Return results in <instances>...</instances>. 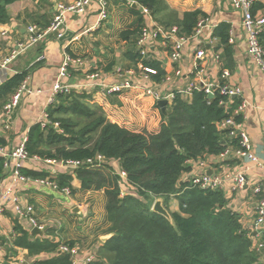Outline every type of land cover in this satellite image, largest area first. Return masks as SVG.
<instances>
[{
    "label": "trees",
    "instance_id": "1",
    "mask_svg": "<svg viewBox=\"0 0 264 264\" xmlns=\"http://www.w3.org/2000/svg\"><path fill=\"white\" fill-rule=\"evenodd\" d=\"M19 0H0V24L11 19L8 6ZM146 7L154 19L166 28L178 26L180 36H191L207 13L197 9L182 17L165 0H134ZM138 15L134 28L121 33L130 43L127 68H136L144 59L136 41L144 18ZM254 13L264 14V1H254ZM49 14L37 13L32 18L42 28L51 22ZM229 23H221L214 35L223 47L224 68H231L233 48L230 44ZM264 46V32L260 36ZM134 47V48H133ZM70 54L72 51L67 48ZM144 65L156 70L147 72L154 81L163 82L166 72L162 62L149 57ZM112 62L105 71H110ZM227 66V67H226ZM77 71L71 70V75ZM29 75L28 71L14 74L0 85V108L15 94ZM124 94L114 92L112 94ZM86 92L59 93L47 107L50 123L44 128L37 123L28 131L26 149L31 158L41 157L57 161H87L103 155L107 161L101 166H80L74 170L83 190H104L107 204V234H112L101 246L102 253L87 264H264L261 254L253 248L254 236L241 220L239 212L230 206L222 190H203L183 181L191 171L188 162L207 156H218L227 148H238L240 137L230 136V128L218 124L231 117L220 102L224 97L216 93L209 98L205 91H195L191 100L176 96L163 113L158 100L147 110L145 125L128 126L112 121L103 106L90 102ZM150 117V118H148ZM242 122L241 115H234ZM151 120V121H150ZM150 122V125L147 124ZM59 123L58 126L55 124ZM147 125V126H146ZM8 141L0 135V147ZM114 164H118L113 165ZM116 162V163H115ZM5 158L0 155V178L5 173ZM119 169L126 172L122 178ZM22 173L29 178H46L50 172L25 165ZM71 172H59L60 187L74 188ZM125 192V194H122ZM178 201V210L170 211L171 197ZM163 199L173 222L153 211L154 200ZM14 245L28 249L32 255L52 254L38 264H74L69 253L59 250V243L49 238L32 237L19 228ZM66 244L74 246V241Z\"/></svg>",
    "mask_w": 264,
    "mask_h": 264
},
{
    "label": "crops",
    "instance_id": "2",
    "mask_svg": "<svg viewBox=\"0 0 264 264\" xmlns=\"http://www.w3.org/2000/svg\"><path fill=\"white\" fill-rule=\"evenodd\" d=\"M73 1L19 0L10 4L8 12L11 20L8 23L0 24L1 27L9 30V35L0 38V60L10 56L18 44L27 39L28 26L37 24L32 20L35 14H49L48 19L51 22L60 3L67 4ZM108 1L109 18L106 21L97 25L98 0H91V4L83 14H67L63 26L65 33L68 34L66 39L60 40L55 34H51L38 44L19 53L5 69H0V85L18 72H29L26 79L29 90L24 91L22 99L11 117L9 127L5 128L0 120V135H4L8 141V146L4 148L10 152L18 146L27 136L30 128L39 122L42 112L47 109L52 86L63 59L64 45L68 44L73 55L81 56L86 61L85 71L75 70L77 71L76 74L73 77L71 75L70 80L74 83L87 81L86 75L91 72L99 73L100 79L111 85L125 79L135 82V86L122 90V93L125 92L123 95L118 93L105 94L100 86L88 88L85 92L91 96V103L95 102L103 106L112 121L128 126H140L146 124L147 110L157 101L152 96L145 94L140 86L144 84L153 85L155 82V86L159 84L160 87L169 86L168 88L177 90L188 84L190 80L195 78L192 71L195 63L194 54L198 48L210 51L208 58L197 61L204 69L206 77L210 81L219 78L220 67L215 62V57L219 55L221 58L223 47L219 43V38L214 35V31L219 24L226 22L231 26L230 44L233 48V57L231 68H225L230 71V78L221 79V82L230 81L242 91L239 96L224 97L228 101L226 110L233 112L243 100L249 103L241 115L243 129L251 141L259 162L264 165V70L247 53L242 13L233 7L231 0H165L170 8L178 12L180 17L188 11L197 9L204 11L207 13L206 17L209 18L210 25L204 29V33L200 37L201 42L199 39H191L185 44L182 57L176 63L170 61L167 50L159 41L156 42L157 46L152 49L150 57L162 62L166 72V78L163 82L154 81L148 73L140 71L138 66L137 69L132 67L135 72L122 74L117 72L118 67L126 70L125 68L131 62L126 58L130 43L123 40L120 35L122 31L134 28L138 15L130 9L133 4L127 0ZM138 10L142 13L145 21L141 6ZM259 13L263 14L261 11ZM155 21L157 22L156 19ZM41 57L42 59H39ZM144 59L139 62H143ZM112 62L115 63L112 69L106 72L105 68ZM225 63L227 61H223L221 58V67L224 68ZM178 69L182 70L183 75L176 74ZM147 124L150 125V122ZM220 160L218 156H207L205 158L208 163L207 172L211 171L217 174L226 171L234 173L238 170H245L248 180L246 188L234 192L231 190V183L229 182L225 185L223 192L230 206L240 213L244 226L251 231L254 226L252 213L256 202L253 189L263 178V171L256 162H248L238 158H228L223 162ZM29 163L39 169H46L50 174L56 172L58 176L59 172L68 171L75 177L74 172L60 166L47 164L44 161L30 158L25 162V165ZM113 165L116 167L118 164L113 162ZM196 169H198L196 166L195 169L192 167L191 171H196ZM188 173L183 175V179ZM72 186L74 192L67 196L35 182H15L9 168L5 169L0 185V244L2 246L0 264H35L52 256L48 253L32 255L28 249L15 246L14 240L19 228L27 230L32 237L49 238L59 243V250L62 244L74 241V246L79 249V254L76 256L78 264L84 262L88 256H92V260L99 257L105 238L108 239L112 235L106 233L110 225L106 222L107 198L105 192L103 189L83 190L82 182L77 177L73 179ZM8 187H12L15 194L19 195L25 204L35 206L34 216L40 224L45 226L42 234L33 235L34 226L29 218L20 216L12 202L3 201V192ZM88 198L94 202L93 206L103 208L101 216L98 214L93 216L90 225L87 224L84 217L87 204L85 205L83 201ZM172 198L175 199L173 196ZM89 243L91 247H88L90 246ZM70 255L73 258V255Z\"/></svg>",
    "mask_w": 264,
    "mask_h": 264
},
{
    "label": "built area",
    "instance_id": "3",
    "mask_svg": "<svg viewBox=\"0 0 264 264\" xmlns=\"http://www.w3.org/2000/svg\"><path fill=\"white\" fill-rule=\"evenodd\" d=\"M129 3L134 2V0H127ZM254 1L255 0H231L233 7L242 13V26L246 34V45L247 53L251 56L255 62L264 70V46L261 43L260 36L264 32V14L259 12L254 13ZM91 4V0H74L71 3H60L58 5L57 13L55 14L51 24L47 28H41L37 24H31L28 26L27 32L28 36L24 42H20L17 48L3 60H0V69H5L8 64L14 59L19 53L24 52L27 48L38 44L39 42L46 39L49 35L55 34L58 38L65 34L63 28L64 23L67 18V14H83L86 12L87 8ZM142 12L145 17V21L142 25L140 35L136 41V46L143 58L150 57L151 51L157 46V41L167 50L169 59L172 63L178 62L182 57V52L185 44L191 39H199L204 33V29L209 26V18L206 17L202 19L195 32L191 36H180L179 27L173 26L166 28L163 25L157 23L153 18L151 12L148 8L142 7ZM109 18V1L108 0H98V18L97 25L101 22L106 21ZM96 25V26H97ZM94 26V27H96ZM9 35V30L7 28L0 26V38ZM202 40H200L201 42ZM68 44L63 46V59L58 68L55 82L52 86V92L48 100V106L54 103L57 99L59 93L69 94L72 91L83 92L88 88H95L97 86L102 87L105 94H112L114 92H120L125 88H131L135 86V82L129 79H125L122 82L115 84H107L104 80L100 79L99 73L91 72L86 75L87 81L83 83H74L71 79V70H86V61L81 56H76L70 54L67 51ZM210 56V51L204 48H198L194 54V80H190L188 84L175 89H170L167 86L160 87L161 85L155 82L153 85H141L140 88L145 92V94L152 96L155 100L167 99L168 103L171 104L177 95H181L183 98L191 100L195 91H205L207 95L219 93L223 97L231 98L233 96H239L242 94L241 89L230 81L221 82V79L227 80L230 78V71L221 67V58L216 55L215 62L220 67L219 78L210 81L204 74V69L201 65L197 63L198 60L206 59ZM39 59H42L39 58ZM138 69L142 72H150L155 74L156 70L144 65L143 62H139ZM119 74L126 72H135V69H126L122 67L117 68ZM177 75H183L181 69L176 70ZM27 80H25L20 87V89L11 96L10 100L4 105L3 109L0 110V120L5 128L9 127L11 117L18 107L24 91L29 90L27 87ZM164 81V80H163ZM167 85V84H163ZM159 86V88H158ZM31 91V90H30ZM222 106L227 108L228 101L222 100L220 102ZM248 102L243 100L233 111L231 117L223 120L218 124L219 128H230V135L240 137V146L238 148L229 147L223 151L218 157L223 162L228 158H238L240 160H247L248 162H256L263 171V178L261 181L255 185L253 192L256 197V202L253 209L254 226L252 227L250 233L254 236L253 248L256 252L261 254V258L264 261V165L259 162L257 154L254 152L251 141L243 129V123L237 122L234 115H243L245 108L248 106ZM47 106V107H48ZM227 111V110H226ZM40 125L44 128L50 123L49 115L47 109L42 112L39 119ZM56 126L59 123L55 124ZM28 140L27 136L23 141L16 147H14L10 152H8L4 147H0V155L5 158V167L9 168L10 173L15 182L28 183L35 182L43 187L50 188L53 191L61 192L64 195H72V190L70 187H60L56 181L57 173L53 172L50 176L46 178H29L22 173V169L25 162L30 159L26 143ZM36 160L44 161L47 164L60 166L68 169L69 171H74L76 168L84 166H101L105 164L107 159L103 155H98L96 158L88 159L87 161H57L51 159H42L41 157H34ZM192 167L198 168L190 173L186 174L185 180L188 181L193 187H198L203 190H224L227 183L230 184L232 191L237 192L246 188L248 180L245 174V170H238L234 173L224 172V173H207L208 163L205 159H199L196 162H188ZM119 174L122 178L127 177L126 172L119 170ZM2 184V178H0V185ZM4 202H12L15 205V210L20 216H25L29 218V221L33 226H37L43 229L45 226L40 224L35 218V206L32 204H25L19 195L15 194L12 187H8L2 195ZM1 212V210H0ZM0 244V250H1ZM60 249L64 252L73 255L74 264H78L76 256L79 254V249L77 246H70L68 244H62ZM75 255V256H74ZM92 260V256H88L84 262L80 264H86ZM37 264V263H35Z\"/></svg>",
    "mask_w": 264,
    "mask_h": 264
},
{
    "label": "water",
    "instance_id": "4",
    "mask_svg": "<svg viewBox=\"0 0 264 264\" xmlns=\"http://www.w3.org/2000/svg\"><path fill=\"white\" fill-rule=\"evenodd\" d=\"M133 7L138 8V9L140 8V6L137 3H134L133 4ZM24 30H25V28H24ZM67 37H68V34L66 32L63 36L60 37V40H64ZM212 96H213V94H209V97L210 98H212ZM167 104H168L167 99H161V100L158 101V105L161 108V110H162L163 113H166L167 112ZM207 173L208 174H212L211 171H208ZM76 211H79V210L76 209ZM153 211H155V212L163 215L168 220H170L171 222H173L172 216H171L169 210L165 207L164 202H163V199H158L157 201H155V203L153 205ZM32 233H33V235L42 234L43 233V230L39 229L38 227H34L32 229ZM106 240H107V238H105L104 241H106Z\"/></svg>",
    "mask_w": 264,
    "mask_h": 264
},
{
    "label": "rangeland",
    "instance_id": "5",
    "mask_svg": "<svg viewBox=\"0 0 264 264\" xmlns=\"http://www.w3.org/2000/svg\"><path fill=\"white\" fill-rule=\"evenodd\" d=\"M158 199H160V198L155 199L154 202L157 201ZM83 202L85 203V205L87 204V208H86L85 214H84L85 215L84 216L85 221L87 222L88 225H90L91 222L93 221V216H95L96 214L101 216V214L103 212V208L100 209V208H97L96 206H93L94 202H92V200L90 198H88L87 200H84ZM167 204H168V209L170 211L178 210V201L176 199L171 197ZM97 231H99V230H97ZM88 247H91V244Z\"/></svg>",
    "mask_w": 264,
    "mask_h": 264
},
{
    "label": "bare ground",
    "instance_id": "6",
    "mask_svg": "<svg viewBox=\"0 0 264 264\" xmlns=\"http://www.w3.org/2000/svg\"><path fill=\"white\" fill-rule=\"evenodd\" d=\"M134 3H137L136 1H134V2H132V4H134ZM73 82V81H72ZM83 92H85V91H83ZM81 93V92H80ZM110 95V94H109ZM161 100V99H160ZM159 101V100H158ZM205 159V158H204ZM119 170H121V169H119ZM74 172V171H73ZM213 174V173H212ZM183 181H186L185 179H183ZM122 194H125V192H122ZM155 203V202H154ZM154 203H153V205H154ZM153 209V208H152ZM34 227H37V226H34ZM39 228V227H38ZM40 229V228H39ZM44 229H45V227H44ZM41 230H43V229H41ZM61 250V249H60ZM62 251V250H61ZM62 252H64V251H62ZM67 253V252H66ZM73 259V258H72ZM94 260V259H93ZM93 260H91V261H93ZM90 262V261H89ZM73 263H74V259H73ZM88 263V262H87ZM86 263V264H87Z\"/></svg>",
    "mask_w": 264,
    "mask_h": 264
}]
</instances>
